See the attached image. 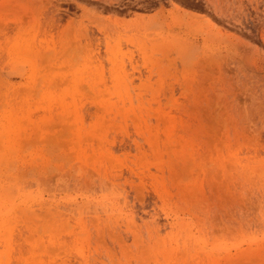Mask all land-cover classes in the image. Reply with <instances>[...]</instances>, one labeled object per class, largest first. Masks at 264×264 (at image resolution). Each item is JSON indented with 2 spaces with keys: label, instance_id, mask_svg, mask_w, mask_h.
<instances>
[{
  "label": "rangeland",
  "instance_id": "obj_1",
  "mask_svg": "<svg viewBox=\"0 0 264 264\" xmlns=\"http://www.w3.org/2000/svg\"><path fill=\"white\" fill-rule=\"evenodd\" d=\"M0 264H264V0H0Z\"/></svg>",
  "mask_w": 264,
  "mask_h": 264
},
{
  "label": "bare ground",
  "instance_id": "obj_2",
  "mask_svg": "<svg viewBox=\"0 0 264 264\" xmlns=\"http://www.w3.org/2000/svg\"><path fill=\"white\" fill-rule=\"evenodd\" d=\"M50 23V22H49Z\"/></svg>",
  "mask_w": 264,
  "mask_h": 264
}]
</instances>
